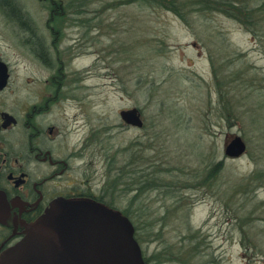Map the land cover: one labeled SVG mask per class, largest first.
<instances>
[{
	"label": "rangeland",
	"instance_id": "1",
	"mask_svg": "<svg viewBox=\"0 0 264 264\" xmlns=\"http://www.w3.org/2000/svg\"><path fill=\"white\" fill-rule=\"evenodd\" d=\"M16 1L36 23L48 18L41 0ZM74 1L84 12L77 18L94 19L86 33L78 19L63 28L82 78L65 117L73 141L94 144L85 158L116 207L131 204L141 227L145 210L158 220L150 222L160 236L139 243L148 264H264V16L252 37L222 15L191 8L186 26L169 11L127 0ZM7 33L0 16V34ZM127 109L139 111L141 129L120 121ZM236 136L246 151L231 159L224 149ZM218 162L222 170L205 185L208 166ZM135 169L140 181L158 174L175 196L142 184L136 204V175L128 174ZM256 172L260 178L247 182Z\"/></svg>",
	"mask_w": 264,
	"mask_h": 264
},
{
	"label": "flooded vegetation",
	"instance_id": "2",
	"mask_svg": "<svg viewBox=\"0 0 264 264\" xmlns=\"http://www.w3.org/2000/svg\"><path fill=\"white\" fill-rule=\"evenodd\" d=\"M13 13L0 8L10 38L0 34V257L54 202L109 208L111 200L96 181L94 161L85 158L94 144L73 141L65 117V101L81 78L72 63L78 50L64 48V29L48 25L51 13L38 24L22 12L23 27Z\"/></svg>",
	"mask_w": 264,
	"mask_h": 264
},
{
	"label": "water",
	"instance_id": "3",
	"mask_svg": "<svg viewBox=\"0 0 264 264\" xmlns=\"http://www.w3.org/2000/svg\"><path fill=\"white\" fill-rule=\"evenodd\" d=\"M126 125L141 129L137 109L119 112ZM246 151L238 136L224 155L237 159ZM0 264H146L129 218L96 203L54 202L30 225L25 238L0 257Z\"/></svg>",
	"mask_w": 264,
	"mask_h": 264
},
{
	"label": "trees",
	"instance_id": "4",
	"mask_svg": "<svg viewBox=\"0 0 264 264\" xmlns=\"http://www.w3.org/2000/svg\"><path fill=\"white\" fill-rule=\"evenodd\" d=\"M41 1L48 5L46 9L48 10V13L52 14V17L49 18V22H48V25L50 27L63 29L65 28L64 26L67 24V22H70L69 24H71L73 21H76L78 19L79 22L76 21L75 25L84 28L86 27V29L84 30L85 33L88 32V30L91 28L90 19L92 21L94 18L88 19L85 17H79V18L76 17L84 13L81 9L80 1L75 2L74 0H67L64 3L65 7H61L59 0H41ZM258 1L259 3L257 6H255L256 4L255 0H127L125 4L127 5L136 4L138 7L141 8L162 9L165 11H169L172 14H174L177 18H179V20L183 22L186 26H190L189 23L190 19L186 17V12L188 11V8H191L192 11L199 12L202 15L219 14L242 26L247 33H249L252 37H254L256 34V30L258 28L257 23H259L260 19L263 20V16H264V0H258ZM0 8L3 9L5 12H8V10H10L11 12H16L11 14V17L14 18V21L16 22V24H18L19 27H23L21 24V22L24 21L22 15L23 11L20 9V6L18 5V2L16 0H0ZM20 13L21 15H19ZM226 79H227L226 75L221 77V80L223 82ZM219 86L221 87V84H219ZM227 102L229 103L230 100H228ZM224 109L227 110L226 108H223V110ZM226 113L228 114V112ZM105 164L112 165V157L107 158ZM221 165L222 163L218 162V163H211L208 166V169L205 174L206 175L204 181L205 185L211 180H213L217 176L219 171L222 170ZM123 168L122 167L119 168L122 180H124V176L127 174V172L123 170ZM153 172H151V174ZM141 173H142L141 171L136 169L128 173L131 176L136 175L135 181L133 183L135 185L134 191L136 194L133 197V199L134 201L136 200V204L141 203V201L138 200L141 191L140 185L142 186V184L144 191L159 190L164 188L165 190L163 191V193L166 192L167 196L168 195L171 197L175 196L174 194L175 191L171 189V185L165 182L158 174H152V177H150L146 173L144 174L143 181H140L142 179ZM260 176L261 175L258 172H256L246 177V181L249 183L253 181H257L260 178ZM116 185L117 183L112 184L111 189L113 188L114 190ZM104 192L108 193L106 186L103 193ZM116 195L117 194H115L114 196L116 197ZM107 204L109 208L131 219L134 226V237L138 243H140L141 241L150 240L151 238L155 239L160 236V232L158 230L159 227L158 228L154 227V225H152L154 223L151 224L150 222V221L158 222V220L152 219L148 215V213H146L147 212L146 210L142 213V215L144 214V216L146 218H149V220L143 223L144 227H141L139 226L137 221V219H139L137 218L138 217L137 212L133 214V212L130 210L131 204L122 206V208H118L116 207V202L114 198L109 200ZM187 237L188 236H186V238ZM164 259L172 260L171 258H165V257ZM144 261L146 264H148L147 259L144 258Z\"/></svg>",
	"mask_w": 264,
	"mask_h": 264
}]
</instances>
